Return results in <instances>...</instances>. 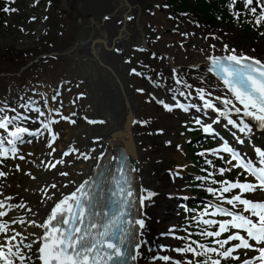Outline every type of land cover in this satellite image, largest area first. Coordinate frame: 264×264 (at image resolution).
Here are the masks:
<instances>
[{
	"label": "snow or ice",
	"instance_id": "6c2138e0",
	"mask_svg": "<svg viewBox=\"0 0 264 264\" xmlns=\"http://www.w3.org/2000/svg\"><path fill=\"white\" fill-rule=\"evenodd\" d=\"M38 2L39 0H35V3ZM48 3L51 4L52 0H48ZM244 7L254 15L257 25L264 20V0H244ZM2 11L8 14L15 13L18 9L8 6ZM44 19L48 17L45 16ZM104 19L107 20L109 17L105 16ZM128 19L131 20L132 17L129 16ZM31 20H36V17L32 16ZM212 47L215 48V45ZM224 50L226 55L207 57L210 61L207 72L218 78L223 88L227 90V94L216 95L214 91L198 87L196 95L202 102L200 105H185L179 102L170 105L163 100H159L158 103L168 111H172L173 107L183 109L185 112L189 110V107H194L197 111L211 109L218 113V118H225L228 125L246 135H250L254 128L264 131V61L253 56L237 54L236 50L229 49L228 45H224ZM117 51L120 50L117 49ZM191 67L198 68L199 65ZM171 73L175 85L182 86L186 90L192 88V84L188 83L176 67L171 69ZM131 74L144 75L136 68L131 69ZM148 79L151 80L152 77ZM198 79L206 82L203 76ZM216 87L219 88L220 85ZM175 90L180 96L192 95L191 91H181L180 88ZM136 91L143 93L145 89L137 88ZM43 95L41 93V96ZM83 95L85 94L80 93L76 100ZM59 96L60 92L57 91L52 95L51 100L56 101ZM75 102V100L72 101V103ZM35 103L29 98L27 103L19 105L27 113H36L34 117L18 112L7 102L4 107H0V113L8 111L15 113V115L0 116V163H3L9 154L12 158H17L18 145L32 142L26 140V136L39 138L45 136V133H47L46 147L50 150L48 156H52L58 151L54 145L60 138V133L54 130L53 125L59 123L60 120L68 121L73 125L77 123L69 116L62 115L59 108L50 107L47 98L44 99V107L48 109L47 115L41 107H34ZM53 113L59 117V120L53 117ZM75 115L76 113L73 112L72 116ZM233 115L237 118L234 119ZM84 119L89 124L105 123L103 120L97 121L87 116ZM28 120L39 123L40 126L35 129L22 126L23 122ZM139 123H147V121H139ZM195 123L201 126L204 133H213L212 125L202 123L200 119H196ZM240 143L243 141L241 140ZM95 151L96 149L93 148L89 152H84L76 146L69 145L66 150L61 151L60 158L55 159L54 163L49 162L44 165L48 170L57 169L58 165H68L71 161L65 158L74 154H76V160L81 158L85 161L96 160L95 175L83 180L70 193L61 194L62 198L54 199L55 192L48 191V188L57 189L56 183L40 190L44 193V200L40 201L41 206L47 201L53 202L50 211L46 210L43 215L39 207L33 209L23 200L15 204L9 203L13 199L11 196L0 199V264H137L142 255V246L148 243L144 239L147 224L143 209L153 202L157 193L144 187H141L139 191L136 190L131 174L137 172L138 169L128 163L126 155L119 158L111 157V160L116 162L114 171L111 169L101 171L103 167L101 162L105 158V153L101 151L98 156L94 157ZM205 152L219 159L223 158L220 156L221 152L230 154L231 159L226 163L232 165V168L242 169L254 177L256 182L213 180L212 184H219L220 187L209 186L206 191L222 202L232 205V209L208 203L199 217L192 218L203 225H218L215 231L205 228L198 233L204 238H214L211 245L191 239L193 234L188 233L187 236L176 238L190 242L185 243L183 247L172 249L184 256V259H175L170 255H153L152 260L163 261L165 264H222V261L229 258L239 260L240 257L233 254L238 249H245L254 251L258 255L244 259L241 264H264V201L254 202L243 198L244 193L254 192L257 189L264 190V148L254 149L257 157L255 162L250 158H245L242 153L226 143H222L217 148L206 149ZM205 152H201L200 155H205ZM18 158L25 159L23 155H19ZM233 161H235L234 164ZM206 163L211 165L212 161L207 160ZM16 168L20 170L19 165H16ZM226 171H231V168H219L221 175ZM27 175L33 180L36 179L30 172ZM59 175L70 177L71 174L61 170ZM212 175L213 173H208L207 176H197L196 180L207 181ZM4 176L6 173L0 171V177ZM74 183L75 181L69 179L68 184L63 187ZM233 189H239L240 194L231 198L224 195ZM237 205L243 206V211H236ZM19 209H23L25 215L16 217L11 214ZM209 209L213 211L210 213ZM218 214L229 217V219L217 221L204 218ZM20 228H23L24 232L18 230ZM30 229L41 231L35 232ZM230 229L236 231L229 234L226 239L219 238ZM184 231L187 232V229ZM175 232L176 229L173 226L169 233L175 236ZM242 232L246 235H242ZM232 241H238V243L226 247Z\"/></svg>",
	"mask_w": 264,
	"mask_h": 264
},
{
	"label": "bare ground",
	"instance_id": "6f19581e",
	"mask_svg": "<svg viewBox=\"0 0 264 264\" xmlns=\"http://www.w3.org/2000/svg\"><path fill=\"white\" fill-rule=\"evenodd\" d=\"M70 1L71 0H65L66 5L60 4L62 10L63 12L67 13L66 17L72 13L75 18L79 17L80 22L75 24L72 23L68 18L66 20H61V25H63L65 28L64 32L72 29L73 48L62 53V56H59L60 59L71 61L72 63L82 62L85 67H88L90 72L83 73L82 70H87L84 69L85 67L78 70L80 78L84 79L85 81L76 79V83H82L83 87H96V85H98L97 80H105V84L108 86L111 94L114 96L115 94H118L120 100L117 101V108L115 111H107L106 115H102L100 110L92 111L89 106L81 105L79 103H76L75 105V103L69 101L71 98V96H69V99L67 100V103L69 104H67V106L70 108L71 119L77 118L76 116H72V113L75 112L81 113V115L87 116L89 119L99 118V121L103 120L105 123H99L98 126L90 128L85 127L82 129L81 127V129L76 130V132H71L70 124L63 122L60 126H56V131L60 133V138L55 143V147L59 150H63L66 145L71 144L76 146L74 144L76 143V147L84 152H89L91 149L95 148L96 151L93 153L94 157L98 156L101 151L106 154L108 148V138L110 134L112 132L122 130L125 121L124 117L126 114L123 99H126L129 109L134 115L133 122L127 126L126 134L129 135L133 140L130 141L129 145L135 152V166L138 169L136 172L138 187L139 189L144 187L157 193V196L153 198V202L149 203L148 206L143 209L147 224L144 239L148 241V243L142 246V255L138 259L137 263L146 264L144 263L143 257L146 256L148 250L149 254L154 252L152 249H150V245H152L150 243H153L155 240L153 232L156 228H160L162 225H164L166 221H170L168 212L171 210V208H166L167 203L163 202L161 199V193L164 190H168L167 187H169L168 183L160 175V165L162 164V159H164L165 156L163 151L158 153L159 146L163 143V141L161 142L160 138L161 127L165 122L170 120L167 117H162L157 112V109H155V106L152 102L147 108L145 103H143L142 106L140 104L141 108L136 104L137 101L139 102L140 98L133 93V86H136L137 88H143L147 92L148 83L145 80L136 78L135 76H127L128 73L125 72V68L127 66H123L120 59L123 55H125V58H128V54L132 53V50H129L124 42L130 43L136 48H146L150 51H145V53L142 55H138L136 53V61L135 63L133 62L134 65L132 64V67L129 66L128 70L131 68H136L138 71H143V73L145 71L146 74H150L155 80H166V89L171 88V69L174 66L179 67V73L181 75L189 74L194 76L198 75V77H200L203 74L204 59L212 52L213 54L222 53L223 51L220 49V46L225 42L223 41L221 44H219L221 42L219 41L217 42L219 46L215 47V49H211L209 46H204L203 43L197 40L189 39V37H187V39H184L183 42L187 41L190 43V45L184 46V49H166L165 47L161 46L160 42L157 44H152V39H155V35L150 33V29L154 28L152 25H157L158 27L164 25L165 28L168 25L166 23L168 21L163 20L161 17H158L157 20H153L149 16H145L140 20L137 16H135L139 11L138 0H126L129 4L128 7L130 10L127 14V17L131 16L133 19H127L126 21H123L122 18H120V20H118L120 21L119 26L116 28H113L112 20L109 21V19H104L105 14L103 12L106 10L108 14H111L114 10H117V12H120L122 15L128 9L127 7H124L123 0H96L95 5L90 3V6H88L89 9L86 7L82 9L76 4L70 3ZM73 5L76 7H73ZM61 7H59V9ZM32 11L35 13L40 12L39 9ZM123 24L124 29L121 31L122 36L118 39H115L113 42V38L117 36L119 29ZM173 26L175 28L177 27L180 30V33H186L185 27H180L176 24H173ZM37 32H39V30H37ZM168 38H172V36H168ZM93 39H100L106 44H104L105 47L108 48L113 44L115 49L120 50L117 51L118 57L113 53H106V51L99 44L94 45L95 56L89 55V42ZM218 39H220V36H218ZM179 42H181V40ZM191 46H193L194 49L190 48ZM154 52L157 53L156 57H161V61H159V58H155L153 61L150 60V57ZM224 52L226 51L224 50ZM96 61L102 63L105 67L102 68L96 66ZM192 65H199V67H191ZM107 69L111 71L114 74L112 76H115V78L119 81L123 89L124 97L121 96L119 89H117L113 82L110 81L111 83H109L107 81V79L109 80V77L111 76L108 74L109 72ZM158 73H160L159 76ZM149 82L153 83V80H149ZM156 82L157 81L154 83L155 86ZM199 84L209 91H213L212 89H214V87L211 86L207 81L201 82L199 80ZM61 86L65 87V83H61ZM43 87H46L45 92L47 94L51 93L52 86H50L49 83ZM137 88H134V90ZM148 95L149 92L146 93V97L144 99L148 98ZM91 108L93 109V106ZM93 113L99 114V116L95 117L89 115ZM139 121H147V123H139ZM83 123L84 126L89 125L86 120L83 121ZM98 137L99 140H97ZM112 146L114 148V144ZM166 158L167 157H165V159ZM67 160L71 161V163L68 165H62V167H58L53 172L40 174V177L33 182H27L26 187L23 189V193H21V195L25 197L23 200L29 201L28 199L32 196L30 195L31 192L35 193V191L41 187L47 188L48 185L52 183H56L58 188L55 190L48 188V191L55 192L54 199L62 198L61 194H68L75 190V187L78 186L79 183L83 182V180L92 176L94 170L96 169L95 159H89L85 163L83 161L81 162L80 160H73L72 158ZM59 168H61L62 171H68L71 174L70 177H62L58 175L57 171H59ZM69 179L75 181V183L69 185L68 187H63V185L68 184ZM42 200L44 199L39 196L35 198V201L29 205L33 209H36L38 208L36 206H39V208H41L40 212L43 215L46 210L50 211L53 202L50 200L47 201L45 206H41L40 201ZM11 201L13 202V199ZM164 210H167V212ZM11 214L19 217L25 215V211L23 209H19ZM30 230L35 232L41 231L40 229Z\"/></svg>",
	"mask_w": 264,
	"mask_h": 264
},
{
	"label": "rangeland",
	"instance_id": "374dc122",
	"mask_svg": "<svg viewBox=\"0 0 264 264\" xmlns=\"http://www.w3.org/2000/svg\"><path fill=\"white\" fill-rule=\"evenodd\" d=\"M73 1V2H71ZM70 3L76 4L77 6L80 4L85 5V7L87 9H89L88 6H90V4L88 3L90 2H96V0H71ZM102 1V0H99ZM139 4H140V8H141V16L139 15V17L142 19V17L144 16H148L149 14H152L155 10L154 5L157 4H161L163 3V0H138ZM32 2V0H23L22 4L19 5L20 7V12L18 14L15 15H10L8 19H6L4 21V24H2V26L0 27V54H3L4 52L8 51L9 49H13V50H17V51H21V57H19V59L14 58V61H19L23 58H27L30 57V52L31 50H29V48L34 47L35 51H38V53L42 52H50V51H54V50H65L67 49L70 44L72 43L71 40V33L68 34L67 37H61L57 34V31L59 29V23H60V17L65 16V14H63V12L59 11L58 9L55 8V5L57 3H60L61 0H54L53 2V6H52V14L49 16L48 18V25H51V32L49 34V37L47 38H42L40 43L38 44H34L32 45L29 42H24L23 41V31H25V27L27 25L28 18H30L31 16V12L28 13L26 10L27 8H30L28 6V3L30 4ZM45 2H47L46 0H42V3L45 4ZM38 5V4H37ZM50 6V7H51ZM75 6V5H73ZM106 11V10H105ZM113 14L116 15V17H120V12H112ZM170 13V12H168ZM42 16V14H40ZM167 13L164 12V17H166ZM187 19V18H186ZM69 20H71V17H69ZM117 22V21H116ZM34 28V25H31ZM201 26L204 28V34L208 31V27L205 23L201 24ZM169 30H165V34H170L171 36L173 34V29H171V26L167 27ZM21 29H23V31H21ZM216 29H224L227 30L230 35V42L229 43H236L238 46V49L240 48L241 50H246L248 52H255L258 55L261 54L262 57H264V44L261 43L260 41H254V43L248 44L247 40H244V35L242 33H238L237 31H234L232 29H230L228 26H221L219 28ZM213 31V30H212ZM161 34V33H160ZM163 36V35H162ZM202 37V36H200ZM202 41L207 44V41L205 38L202 39ZM166 44V43H165ZM131 48V46H130ZM124 56H121V59H123ZM45 60V61H44ZM48 60V61H47ZM123 63V60H122ZM60 65V66H59ZM58 66V68H57ZM59 69L60 72L62 73V75L64 76V74H66L67 76H70L73 68L70 64H68L67 62L64 61H52L51 59H43L40 61L39 65H34L30 68L27 69V71L24 72V74L21 76L22 81L25 83L28 79H31L33 77H36L37 74H39L40 76L42 75H46L47 73L52 74L50 71L52 69ZM9 68H7V64L6 62H2L0 60V72L2 71H7ZM53 75V74H52ZM20 79V77L18 78H1L0 77V103L4 102V101H8V100H13L15 103H17V99L18 98H25L26 102H28L29 98L32 99V93L30 92V90L26 87V86H22V87H18V83L17 80ZM72 80V79H71ZM56 81V80H53ZM74 81V80H73ZM100 88L104 89L108 94V90L107 87L104 83L100 84ZM107 93L103 92V95L106 96ZM110 95V94H109ZM101 99H104L101 95L99 96ZM113 97V96H112ZM112 97L110 96V98L112 99ZM109 99V98H107ZM172 127L169 128V133L164 134L167 135L168 137H171L175 140H181L180 137L176 136L175 133V129L179 130L177 126V124H179V121L174 122L172 120ZM168 126L165 125V129ZM163 135V136H164ZM163 138H166V136H164ZM163 140V139H162ZM163 145L160 146V149H163ZM165 151L168 153L169 156L174 157L177 159L178 162H183L184 159L182 158V156H180L178 153L174 152L172 149L170 148H166L164 147ZM169 159V157H168ZM167 165V162H164L163 165H161V169L165 168ZM30 167L27 168V170H29ZM162 169V171H163ZM13 178V179H12ZM12 180H11V189L12 187L14 189H12V191H17L18 190V186L22 185V187L25 186V183L27 182V179L25 177H22L21 175H17V174H12ZM7 186L5 185L4 188H6ZM11 191V192H12ZM16 200H19L18 196H15Z\"/></svg>",
	"mask_w": 264,
	"mask_h": 264
},
{
	"label": "trees",
	"instance_id": "16d2710c",
	"mask_svg": "<svg viewBox=\"0 0 264 264\" xmlns=\"http://www.w3.org/2000/svg\"><path fill=\"white\" fill-rule=\"evenodd\" d=\"M202 8L205 10V11H209L210 8H212L210 5H203Z\"/></svg>",
	"mask_w": 264,
	"mask_h": 264
}]
</instances>
